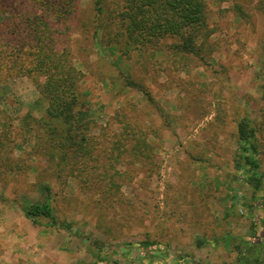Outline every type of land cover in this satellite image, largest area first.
Here are the masks:
<instances>
[{
    "label": "rangeland",
    "instance_id": "rangeland-1",
    "mask_svg": "<svg viewBox=\"0 0 264 264\" xmlns=\"http://www.w3.org/2000/svg\"><path fill=\"white\" fill-rule=\"evenodd\" d=\"M131 2L102 0L98 13L96 0H76L58 17L46 0H10L0 11L7 32L4 18L28 9L15 32L33 31L80 73L73 133L85 137L77 153L34 148L36 131L17 118L46 113L36 84L46 75L0 74V122L10 118L0 124V257L11 246L5 264H246L257 243L264 264V0H202V21L183 36L144 25L132 27L137 42ZM242 124L255 132L260 184ZM45 184L57 225L23 211L45 200Z\"/></svg>",
    "mask_w": 264,
    "mask_h": 264
},
{
    "label": "trees",
    "instance_id": "trees-1",
    "mask_svg": "<svg viewBox=\"0 0 264 264\" xmlns=\"http://www.w3.org/2000/svg\"><path fill=\"white\" fill-rule=\"evenodd\" d=\"M10 0H0V11H9L7 2ZM76 0H46L49 7L54 4L59 5L62 12L57 13L58 17L67 15L74 7ZM102 0H96L98 13L101 10ZM151 5L144 6L139 3V0H133L130 3V8L125 13L124 18L128 21V27L131 31L129 36L135 42L139 41V35L135 36V29L144 25L149 31L157 33V35L180 34L184 35L185 28L196 26L202 21V0H147ZM6 7V8H4ZM17 21L10 23L9 18H4L3 30L0 31V37L5 34L10 38V35H16L14 45L9 48L0 47V73L6 72L8 76L14 75H46L43 83L36 84L40 87L42 97L47 100L48 106L46 113L42 116H34L32 111H28L23 117L17 118L20 125L31 131H36L33 137L36 142V147L48 150L57 148L64 154L69 151L66 148H71L74 152H80L82 143L85 137H80L73 133L75 128V113L74 107L77 104V81L80 78V73L71 65L66 66L57 56L53 46L46 45L47 43L38 45L35 38L29 39L32 32H15L17 26L27 29V19H29V10L26 8H18L15 10ZM14 11V12H15ZM15 17V18H16ZM31 19V17H30ZM19 28V27H18ZM21 29V27L19 28ZM24 29V31L26 30ZM22 30V29H21ZM31 31V27H29ZM33 30V29H32ZM28 36V37H27ZM97 39V34L95 35ZM6 39L5 37H2ZM1 39V38H0ZM35 43V46L33 45ZM1 44V42H0ZM183 49H193L192 38H185ZM3 110L0 109V118ZM10 118L5 115L0 122L2 126L7 125ZM62 133V140L60 135ZM64 134L66 135L64 137ZM64 137V139H63ZM255 132L250 130L245 124L240 127V138L244 147V157L250 166V169L258 184L261 182L258 168L259 162L256 158V140ZM31 139V136L29 137ZM70 155H72L70 153ZM73 157V155H72ZM45 200L42 203H29L23 207L24 214L27 218L37 222L39 218L47 219L51 225H57V217L52 206V192L48 184L44 185ZM249 248L244 249L246 264H261L260 247L261 244H250ZM249 253V256L247 255Z\"/></svg>",
    "mask_w": 264,
    "mask_h": 264
},
{
    "label": "crops",
    "instance_id": "crops-1",
    "mask_svg": "<svg viewBox=\"0 0 264 264\" xmlns=\"http://www.w3.org/2000/svg\"><path fill=\"white\" fill-rule=\"evenodd\" d=\"M12 249H13V247H11V246L9 249H6L4 255L2 254V256L0 257V264H5L4 260H7L10 257L8 254H11V252L13 251ZM18 262H20V261H18ZM10 264H14V262H11Z\"/></svg>",
    "mask_w": 264,
    "mask_h": 264
}]
</instances>
